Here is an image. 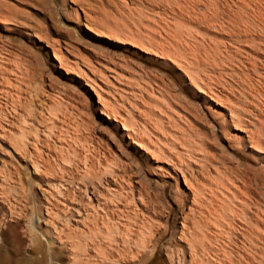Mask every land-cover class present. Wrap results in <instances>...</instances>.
<instances>
[{"label": "bare ground", "instance_id": "1", "mask_svg": "<svg viewBox=\"0 0 264 264\" xmlns=\"http://www.w3.org/2000/svg\"><path fill=\"white\" fill-rule=\"evenodd\" d=\"M157 252L264 264V0H0V264Z\"/></svg>", "mask_w": 264, "mask_h": 264}, {"label": "rangeland", "instance_id": "2", "mask_svg": "<svg viewBox=\"0 0 264 264\" xmlns=\"http://www.w3.org/2000/svg\"><path fill=\"white\" fill-rule=\"evenodd\" d=\"M59 25L62 27V26H64L63 25V23L61 22V23H59ZM65 27V26H64ZM64 27H62V28H64ZM64 29H68L67 31H72V32H70V33H74V36L76 37V35H75V30L73 29V28H71V27H65ZM69 29H72V30H69ZM74 31V32H73ZM78 38V37H77ZM9 39H12V41L11 42H16V43H18V44H16V45H20L19 43H21V39H17V38H15V37H10ZM79 39L80 40H83V39H81V37L79 36ZM85 42V41H84ZM90 43V45L92 44V46L93 47H96V46H99L98 44H96L95 42H89ZM94 45H96V46H94ZM108 51H113L112 49H108ZM33 52H35V51H33ZM38 56H39V53L38 52H35ZM41 57V56H40ZM43 57H41V59H42ZM39 62V61H38ZM40 63V62H39ZM41 65V64H40ZM44 65L46 66H44L46 69H48V66H47V64H45V62H44ZM42 66H43V63H42ZM58 84V83H57ZM56 84V85H57ZM57 86H62L60 83L57 85ZM237 155V156H236ZM232 158L233 159H236L237 161H235L236 163L238 162V165H241V166H243V165H245V163H246V158L244 157V156H241L240 154H234V155H232ZM167 187H166V195L167 196H170L171 194H172V191H173V186H172V184L170 183V182H167V185H166ZM167 240V238L164 240V241H166ZM148 264H165V262H164V260H163V257L161 256V254L159 253V252H157L156 254H155V256H154V258L148 263Z\"/></svg>", "mask_w": 264, "mask_h": 264}]
</instances>
